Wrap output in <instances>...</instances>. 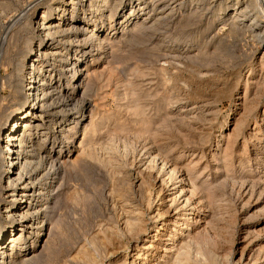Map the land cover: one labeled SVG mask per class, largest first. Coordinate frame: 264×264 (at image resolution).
<instances>
[{
  "label": "bare ground",
  "instance_id": "6f19581e",
  "mask_svg": "<svg viewBox=\"0 0 264 264\" xmlns=\"http://www.w3.org/2000/svg\"><path fill=\"white\" fill-rule=\"evenodd\" d=\"M86 1L87 4L84 3V0H42L36 6L37 9L38 7L43 8L40 14L35 17L36 12H33L27 17L28 23L34 24V46L30 50L28 49V61L23 65L25 78L23 76V89H21L24 94L21 98V104L12 112L4 128L3 141L0 143V204H2L3 208L0 212V264H34L37 261L38 253L36 254L33 249L40 242L42 235L46 234L44 230L46 231L48 228V220L51 217L49 213L51 209L50 200H54L53 203L56 206L61 201L58 197L59 195L55 193L54 187L59 180L61 172L59 170V164H61L60 156L63 151L62 149L56 150L57 147L55 148V145H58V139H66V135L74 136L77 133L73 128H76L80 121V110L82 109H79L80 106L78 104H76L75 108H64L61 103L57 105L59 103L57 101L58 97L65 95L63 93L59 95L58 93L64 90H68V93L74 90L80 92L81 89H84L86 84L84 75L88 74L90 68V65L87 63L89 58L94 63H98L104 55L108 56V45L113 42L108 37L110 34L108 31L111 30L115 34L118 30L122 29L124 35L129 33L128 28L124 29V27L125 25L127 26L132 16L137 17L139 12L143 10L141 6H143L144 2L143 0H127L129 2L126 5L127 9L123 10V14L116 23L111 21L106 30L99 26L100 22L103 21L104 17L112 20L121 8L124 0ZM206 1L208 2L209 0H180L177 6L186 5L190 7L194 5L191 9L195 10L192 12L193 14L201 13L202 16L209 19V33L215 23L212 20L216 19V17L220 24L222 23L221 26L225 25L227 16L230 13H228L230 9L228 5L231 4L232 0H228L227 4H223L222 2L217 3L218 0H213L208 3V6L204 8L199 7L200 3H205ZM233 1L235 5L233 6V11H231L232 27L227 31V36H235L236 32H242L243 34L249 32L253 40L257 41L260 46H264V20L262 19L264 17L262 16V13L264 15V9L261 8V3L264 0ZM155 2L159 6L165 5L161 10L160 17L162 19L169 17L177 8L174 4L170 6L166 4L172 2V0H155ZM200 8L202 9L199 10ZM155 10L150 11L149 16H145L144 21H140L141 23L136 25L134 32L143 34L148 31L147 29L150 26L152 27V25L161 21L155 18L146 22L147 19L153 17ZM166 10L170 11L167 13ZM199 17L201 18V16ZM197 21L195 16V18H188L185 22L189 23L187 25L193 26L196 25ZM247 22V29H245L244 23ZM201 33L206 35V32ZM129 41L133 42L134 40L129 38ZM163 41L169 43L161 44L163 43L161 42L159 44L160 50L165 51L164 53L160 51L161 54L163 53L161 56L167 62L173 60L182 62V59H185L183 54L189 51V47L194 46L192 43L188 44V41H186L184 49L180 50L177 46L180 43V39L166 40L165 38ZM217 44L218 49L220 48L223 52L226 51V44L222 38ZM90 47H92L91 50H88ZM70 51L74 52L73 57L69 55ZM95 51L96 54L94 55ZM186 59L184 71L188 74L187 81L192 87L191 89H184L185 86L182 85V81L185 83L186 78H180L179 75L175 77L168 68L163 67V70H160L159 74L165 87L169 88L168 91L170 92L168 99H166L168 101L165 103V108H169L171 105L177 103L178 100H185V104L182 105L183 108H186V103L189 102H191V106L187 107V110H180L175 114H164L161 119L158 118L160 120L155 125L139 127V131H136V138L143 140V145L141 144L142 149L138 153L141 157L138 173L142 177L139 190L136 191L134 187L133 189L129 186L127 187L123 183L125 178L122 179L121 184L117 183L115 187L110 189L111 211L113 214L109 216L111 220L108 219L106 224H101L102 227L100 226V229L96 230L97 232L92 233L88 237V240H85L86 242L77 248L76 255L70 260H73V264H102L104 259L117 258L119 255H121L122 260L121 262L119 261V264H240L242 257L239 260L236 259V238L229 235V231L227 235L224 230L227 229V224L223 223L226 219L225 215H227L224 212L229 207H225L223 202L221 204V201H224L226 198L224 196L226 195L225 191L223 192V190L227 180L220 181V178H218L219 180L209 182L210 184L206 182L200 183L201 181H197L201 176L199 175L201 172L196 175L192 172L193 169L191 170L190 168V172L188 173L191 176L185 177L181 173L182 166L180 167L177 162L179 158L172 160L170 153L177 149L188 148L192 144L199 145L200 147L206 143L204 138H199L200 140L192 139L191 137H187L188 134L182 136V138L184 137V141L177 136H181L185 131L190 130L193 132L199 130L201 122L209 120L207 118L211 115L210 109H208L209 106L217 100L222 99V97L228 98L231 96L233 98L238 96L239 99V88H241L240 84L243 81L241 77L245 69L238 68L231 75L223 77L219 72H214L215 69L207 61L208 59L203 60L204 63H199L198 59ZM260 62L261 70L264 71V55L261 56ZM67 63H72L71 68L66 69ZM48 64L55 65L59 68V71L64 72L67 70L69 72L65 76L67 84L64 90L58 89L59 82L57 84L52 83V72L49 70L50 66ZM133 69L135 75H137L136 77H146L148 75V72L145 73L146 71L142 70L139 66ZM249 72L252 74L251 68L248 70ZM133 73L131 72V75ZM92 74L96 79H99L102 75L101 72L97 73L94 70ZM88 76L91 83V80L94 78L91 77L90 72ZM246 81L250 82L249 78ZM262 83H264V79ZM257 86L255 85V87ZM89 87L91 86L85 87L83 95L89 94L92 91V88L90 90ZM260 89L261 87H257L255 89L257 92L254 94L257 95ZM245 90L246 92L250 90L249 93L255 91L248 83ZM135 93L132 94L135 95ZM57 94L59 96L56 97ZM129 95H131L130 92ZM136 95L138 94L136 93ZM137 99L135 98L131 101H134L135 104L136 101H139ZM237 105L238 102L234 104V106ZM247 105H245V110L248 108ZM136 108H139V106L136 105ZM59 114H62L65 124H59L57 119ZM137 114L139 116V113ZM67 115L76 118V125L72 126L70 122L68 123L70 118L68 119ZM243 120L246 121V119ZM261 120L264 122V115ZM53 123L57 124L58 127H54ZM220 124L222 134L218 136H223V130L228 125V118H225ZM127 128L123 126L116 128L115 126L112 130L108 129L109 138L98 146L99 148L97 146L94 148V142L89 144L88 142L84 143L81 141L80 143H83L82 145L80 144L82 156L95 160L98 159L109 168L112 176L116 177L115 175H120L123 165L127 161L129 162L126 164L131 166L137 164L135 163L137 156H131L133 153H131L128 138L126 137ZM49 130H53V133ZM200 135L202 136V134ZM73 136L70 137L73 138ZM153 136H155L154 138L158 137L156 143H160V146L157 148L155 145H152L154 142L152 144L148 142V139L151 140V137L153 139ZM255 137H257L258 141L264 139V127L258 129ZM234 138L236 139V137ZM215 140L216 145H220L221 140L219 138ZM68 142H73V139H68ZM211 145L212 143L209 146ZM246 145L247 143H244V147ZM261 148L264 149V145ZM44 151L46 154L44 153L43 155ZM99 151L102 153L101 158L99 157ZM53 153L55 157H51ZM227 155L225 156L227 157ZM212 156L216 157L215 153ZM128 157L130 159L126 160L125 158ZM48 158L50 159L49 161ZM123 159H125V163H123ZM224 161H222L223 165L226 164ZM248 164L251 166L250 159H248ZM223 168L225 167L221 166V170ZM128 173V176L131 177V182L133 174L129 171ZM246 174L248 172L240 174L239 179L232 177L233 183L230 181L231 184H239L241 188L249 187L251 195H253L255 187L258 185L263 186V189H260V191L264 190V175L257 177V180H250V176L248 177ZM223 178L225 179V177ZM157 181L161 182L159 188H157ZM164 190H172V192L170 191V204L166 209L164 207L168 204H165L163 201L166 200L162 194ZM57 197L59 200H56ZM223 197L225 198L223 199ZM77 198L78 196L72 193L67 196L66 200L76 201L79 199ZM159 201H163V203L160 202L161 204H158ZM171 208L175 210V213L173 212L174 218L168 219L167 215ZM196 211L197 216L202 214L203 211H208L207 216L210 218L205 219V227L201 225L202 227L200 226L199 230L189 227L191 222L190 216L196 214ZM228 211L230 212V210ZM228 211L226 213L229 215ZM154 223H156L155 226L153 225ZM228 229L230 230V228ZM132 241H134V245H130ZM227 245L228 248H226ZM21 255L22 257L19 258ZM65 257L67 258V256Z\"/></svg>",
  "mask_w": 264,
  "mask_h": 264
},
{
  "label": "rangeland",
  "instance_id": "374dc122",
  "mask_svg": "<svg viewBox=\"0 0 264 264\" xmlns=\"http://www.w3.org/2000/svg\"><path fill=\"white\" fill-rule=\"evenodd\" d=\"M143 1V6H141L143 10L139 12L137 17L132 16L127 26L125 25L124 27V29L128 28L127 30L129 33L124 35L122 29L118 30L115 34L111 30L108 31L110 32L108 37L110 38V41H113L108 45V56L104 55L98 63H94L90 60L91 58L87 61L88 65H90V75L94 78L90 83L88 76L89 72L84 75V81L86 83L85 87L88 88L89 85L91 86L89 89L91 90L92 88V91L89 94L86 93L83 95L85 87L84 89H81L80 92L78 90L70 91L69 93L68 90L65 91V85L67 84L65 76H67L69 72L67 70L64 72L59 71V68L55 65L48 64L50 66L49 70L52 72V83L57 84L59 82L58 89L61 88L64 90L58 94H65L63 97H58L59 99L57 101H59V103H57V105L61 103L64 108H75L76 104H78L80 106L79 109L82 110H80V121L77 127L73 128L77 133L74 136L66 135V139H58L59 146L55 145V148L57 147L56 150L62 149L63 151V155L61 154L60 156L62 165L59 164V170L61 171L58 180L59 182L57 181L54 187L55 193L59 195L58 197L61 201L56 206L53 203L54 200H50L51 209L49 213L51 214V217L48 220V228L46 231L44 230L46 234L44 233V235H42L40 242L33 249L36 254L38 253L37 261L34 264H73V260H70L76 255L77 248L84 244L92 233L97 232L96 230L100 229L101 224H106L108 219L111 220V217L109 216L113 214L111 211L112 204L111 195L109 194V191H111L110 189L115 187L117 183L121 184L122 179L125 178L123 183L127 187L129 186L131 189L134 187L136 191L139 190L142 177L141 174L138 173L140 165L139 160L141 159L139 156L140 154L138 153H140V150L142 149L143 140L139 139V141L138 138H136V134L140 129L139 127L155 125L157 121L159 122L162 118V115L167 113L175 114L180 110H187V107L191 106V102H189L186 103L187 107L183 108L182 105L185 104V100H178L177 103L166 109L165 103L168 101H166V99H168V94H170V92L168 91L169 88L165 87L159 74L160 70H163V67L168 68L175 77L179 75L180 78H186L185 83L182 81V85L185 86L184 89H191L192 87L187 81L188 74L184 71L185 60H187L186 58H188V60L198 59L200 61L199 63L208 59L207 61H209L212 68L215 69L214 72H219L223 77L231 75L233 71L238 68L245 69L244 74L241 77L243 81L240 84L241 88H239V99L238 96L233 98L231 96V98L222 97V99L217 100L209 106L208 109H210L211 115L207 118L210 121H202L203 123L201 122L200 129L197 131H185L181 136L177 134L179 135L177 136L179 139H181L183 135L188 134L187 137L189 138L191 137L192 139L195 138L197 140L199 138H204V141L208 143H205L200 147L199 145L192 144V146L190 145L191 147L177 149L170 153V157L172 160L179 158L177 162L180 167L182 166L181 173L184 174L185 177H189L190 174L188 172H190V169H193L194 171L192 170V172L196 175L201 172L202 174H199L201 176L198 178L197 182L201 181L200 183L206 182L207 184H210L211 182H215V180H219L218 178H220V181L227 180L223 190L226 194L224 195L226 198L223 197V199L225 198L227 201L225 199L224 201L227 203L221 201V204L223 202L225 207H229L223 212L228 215L226 211L230 210V212L228 211L229 215H225V220L229 219L231 222L224 220L223 223L227 224V229H224L226 231L225 233L227 234L229 231L228 234L236 238V259L239 260L240 257H242L240 264H264V190L260 191V189H263V186H256L253 195H251L249 187L241 188L239 184H231L232 177L239 179L241 176L240 174H244L245 172H248L246 175H248V177L250 176V180H257V177L264 175V149L261 148L264 145V139L258 141L256 139L257 137H255L258 129L264 127V122L261 120L264 115V83H262L264 79V71L261 70L260 62L261 56L264 55V46H260L257 41L253 40L250 37L249 32L244 34L242 32H236L235 36H227V31L232 27L231 11H233V6L235 5L233 0V3L231 2V4L228 5V7H230L228 10V13H230L228 14L229 16H227L228 22L226 21L225 25L221 26L222 23L220 24L216 17V19L212 20L216 25L214 26L213 24V28L209 33V19L202 16L201 13H194L196 20H198L196 25L190 26L187 25L189 24L188 22H185L190 17L195 18L192 13L195 10H191L194 5L190 7L182 5L180 7L177 6L180 0H172L174 3L170 2L166 4L168 6L174 4L177 6V10L175 9V12L170 14L169 17L162 19L160 17L161 10L165 5L159 6L156 4L155 0ZM212 1L213 0H209L208 2L200 3L199 7L204 8ZM41 2L42 0H0V143L3 141L2 137L4 128L7 125L12 112L21 104V98L24 94L22 90L23 76L25 75L23 74V65L28 61V51L34 46V24H29L27 17L33 12H36L35 17L40 14V11H42L43 8L38 7L37 9L36 6ZM219 2L227 4L228 0H218L217 3ZM84 3L87 4V1L84 0ZM127 4H129V2L124 0L114 18L110 20L108 17H104L99 26L102 29L104 28L107 30L111 21L116 23L123 14V10L125 8L127 9ZM135 7L138 9L137 6ZM261 8L264 9V2L261 3ZM218 9L220 10V8ZM153 10H155V14L153 17L147 19L146 22L155 18H158L161 21L152 25V27L149 25L150 28L147 29L148 31L143 34H139L136 31L134 32L136 25L144 21V18H146L145 16H149V12ZM166 11L168 13L170 10ZM199 16H201V18ZM262 16H264L263 13ZM262 19L264 20V17ZM247 24L248 22L244 23L245 29H247ZM201 32H206V35ZM214 35L215 37H213ZM129 38L134 41L128 42ZM165 38L166 40H173L174 38L180 39V43L177 45L180 50L184 49L186 41H188V44L192 43L194 46L189 47V51L183 54L185 59H182V62L179 60L167 62V60L163 59V56H161L165 51L162 49L160 50L159 46L161 42H163L161 44L167 43L166 41H163ZM221 38L226 44L225 52L220 48L218 49L217 46V43ZM91 48L92 47L88 48V50H91ZM68 49H70V47H68ZM160 51L163 53L161 54ZM95 54L96 51L94 52V55ZM69 55L73 57L74 52L70 51ZM250 64L252 65L251 67ZM71 66L72 63H67L66 69L71 68ZM136 66H139L142 70L146 71L145 73L148 72V75L146 77H136L137 75H135L133 69ZM250 68L252 74H250V72L248 73ZM93 70L97 71V73L101 72L102 75L99 79L94 77L92 74ZM131 72L134 73L131 75ZM248 78L250 82L246 81ZM247 83L254 88V90L257 87H261L257 95L254 94L257 92L256 90L253 92L251 90L252 93H249L250 90L246 92L245 87L247 86ZM255 85L258 86L255 87ZM129 92L131 95H129ZM134 92L138 95H136V93L135 95L132 94ZM58 94L56 97L59 96ZM253 96H256L255 99ZM135 98H138L137 100L139 101H136L134 104V101L131 100ZM236 102H238V105L234 106ZM246 104H248V108L245 110ZM136 105H138L139 108H136ZM137 113H139V116ZM67 117L68 119L70 118L68 123L70 122L72 126L76 125V118H72L70 115H67ZM225 118H228V125L223 130V136H218L219 134H222V131H220V123L223 122ZM57 119L59 124H65L62 114H59ZM243 119H246V121ZM244 122L247 123L244 124ZM68 123H66V125H68ZM53 125L54 127H58L55 123H53ZM118 125L120 128L122 126L124 128L128 127L127 130L129 131L126 130V137L128 138V145L131 148V153H133L131 156H137L135 162L137 164L132 166L126 164L129 161L126 162L125 159H130L131 156H129L130 158L123 159V163L126 162V165H123L121 174L115 175L116 177H114L109 168L100 162V160L82 156L80 148L83 143L80 142H88L89 144L94 142L96 143H93V146H95L94 148H96V146L99 148L98 146L108 140L109 130H112L115 126L116 128H119L117 127ZM91 126L93 129L90 128ZM49 131L53 133V130ZM200 134H202L203 137ZM70 136H73V138ZM154 137L155 136H153V139L151 137V140L148 139V142H151V144L154 142L152 145H155L157 148L160 146V143H156L158 137ZM234 137H236V139ZM218 138L221 140L220 145H216L217 143L215 142V139ZM68 139H73V142L69 143ZM211 143L212 145L209 146ZM244 143H247L246 147H244ZM227 152L230 154L228 153L227 155ZM44 153L46 154L45 151L43 152V155ZM214 153L216 157L212 156ZM101 155L102 153L99 151L100 158ZM225 155H227V157ZM51 157H55V154L53 153ZM224 157L228 160L226 159V161ZM248 159L251 160V166L248 164ZM49 160L50 159L48 158V161ZM215 160L218 161L216 162ZM222 161L226 162V166L222 164ZM221 166L226 169L223 168L221 170ZM128 171L133 174L131 182V177L128 176ZM223 177H225V179ZM226 178H228L229 181ZM160 183L161 182L157 181V188L161 186ZM170 191L172 192V190H164L162 193L163 197L166 199L163 200L164 203L168 204L165 205L164 209L168 208L170 204ZM72 193L76 194L79 199L77 198L78 200L76 201H67V196ZM58 197L56 200H59ZM163 201H159L158 204L163 203ZM1 210H3L2 204H0V212ZM205 211L198 215L199 217L197 216V211L196 214L190 216L191 222L189 227L191 229L199 230L202 226L205 227L204 221H206L207 218L210 219L207 216L208 211ZM173 212L175 213V210L171 208L167 215L168 219L174 218ZM149 224L151 223L149 222ZM153 225L155 226L156 223ZM228 228H230V230ZM130 245H134V241H132ZM226 248H228V245ZM65 256H67V258ZM21 257L22 255L19 258ZM119 261H122L121 255L117 258L104 259L102 264H119Z\"/></svg>",
  "mask_w": 264,
  "mask_h": 264
}]
</instances>
